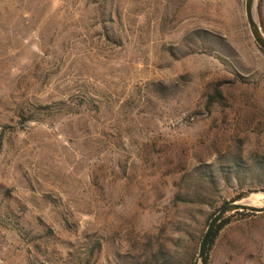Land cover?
<instances>
[{"label":"rangeland","instance_id":"obj_1","mask_svg":"<svg viewBox=\"0 0 264 264\" xmlns=\"http://www.w3.org/2000/svg\"><path fill=\"white\" fill-rule=\"evenodd\" d=\"M239 193L264 203L244 0H0V264H193ZM254 214L207 264H264Z\"/></svg>","mask_w":264,"mask_h":264},{"label":"water","instance_id":"obj_2","mask_svg":"<svg viewBox=\"0 0 264 264\" xmlns=\"http://www.w3.org/2000/svg\"><path fill=\"white\" fill-rule=\"evenodd\" d=\"M244 13L251 37L253 38L256 45L262 51H264V31L257 16V0H244ZM243 198L244 197L226 203L225 205L221 206L213 215V217L208 222L205 232L202 236L198 253L193 264H204L211 236L221 220L237 211H246L252 213L264 212V204L261 206L251 205L249 203L241 202Z\"/></svg>","mask_w":264,"mask_h":264},{"label":"trees","instance_id":"obj_3","mask_svg":"<svg viewBox=\"0 0 264 264\" xmlns=\"http://www.w3.org/2000/svg\"><path fill=\"white\" fill-rule=\"evenodd\" d=\"M257 8H258V7H257ZM243 195H244V193H239V194H237V195L232 199V201L235 200V199H238V198L242 197ZM228 202H230V201H228ZM228 202H223V203L220 205V207L223 206V205H225V204L228 203ZM220 207H219V208H220ZM233 214H241V215H256V214H254V213H252V212H246V211H237V212H235V213H233ZM233 214H232V215H233ZM232 215H230V216L224 218L223 220H221V222L216 226V228H215V230H214V232H213V234H212V236H211L210 243H209V246H208V249H207V253H208V251L210 250V247L212 246V244H213V242H214V239L216 238L217 234L220 232V230H221L222 228H224V226H226V225L229 223V221H230L229 219H230V217H231ZM207 253H206V256H205V262H204V264H207V259H208V254H207Z\"/></svg>","mask_w":264,"mask_h":264},{"label":"bare ground","instance_id":"obj_4","mask_svg":"<svg viewBox=\"0 0 264 264\" xmlns=\"http://www.w3.org/2000/svg\"><path fill=\"white\" fill-rule=\"evenodd\" d=\"M253 194H257V193H253ZM261 194H264V193H261ZM249 195H250V194H249ZM249 195L245 196V197L241 200V202L249 203V204H251V205H255V206H261V205L264 204V203L260 204V203H255V202H253L252 199L248 198ZM253 196H254V195H253ZM251 198H253V197H251Z\"/></svg>","mask_w":264,"mask_h":264}]
</instances>
